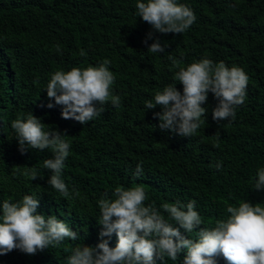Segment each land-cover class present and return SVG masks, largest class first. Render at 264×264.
Listing matches in <instances>:
<instances>
[{
	"label": "trees",
	"instance_id": "obj_1",
	"mask_svg": "<svg viewBox=\"0 0 264 264\" xmlns=\"http://www.w3.org/2000/svg\"><path fill=\"white\" fill-rule=\"evenodd\" d=\"M177 3L194 12L193 25L182 34L154 33L148 39L152 29L138 17L137 0H0V208L5 200L16 203L32 196L39 200L38 213L56 216L80 237L36 255L13 250L0 255V264H67L75 247H95L102 230L97 202L114 198L118 186L143 185L144 206L153 205L174 227L178 225L163 211L164 203L195 200L200 227L209 230L229 218L228 206L249 202L264 207V191L254 188L264 169V0ZM156 39L167 46L164 53L148 52ZM169 56L182 60L184 67L208 58L242 68L249 79L236 119L214 121L218 102L209 93L202 105L205 122L194 136L161 130L154 118L161 108L148 110L145 102L168 85L183 92L174 80L179 69L169 71ZM104 60L111 62V91L121 98L120 106L109 101L100 116L84 125L62 119V106L47 98L52 75L96 67ZM29 114L45 124L44 131H59L70 143L61 176L70 198L48 184L52 173L43 165L53 158L51 150H19L11 124ZM138 164L143 172L136 178ZM31 167L37 180L24 175ZM197 231L181 229V234L197 241ZM116 243L113 234L109 246ZM164 264H183V253L177 261L166 257ZM217 264L227 262L218 257Z\"/></svg>",
	"mask_w": 264,
	"mask_h": 264
},
{
	"label": "clouds",
	"instance_id": "obj_2",
	"mask_svg": "<svg viewBox=\"0 0 264 264\" xmlns=\"http://www.w3.org/2000/svg\"><path fill=\"white\" fill-rule=\"evenodd\" d=\"M137 15L151 26L148 39L154 33L182 34L196 21L194 12L177 0H137ZM147 44V40L145 41ZM159 39L148 46L150 53H164ZM60 50V46H56ZM83 54V53H82ZM183 55V54H181ZM169 71L179 69L174 80L183 86V92L176 85H168L157 92L153 99L145 102L148 110L161 108L154 113L160 121L159 128L181 137H192L205 122L209 93L217 104L212 111L216 122L236 119V109L245 103L248 76L237 66L229 68L224 62L214 63L208 58L193 62L187 67L182 60L168 57ZM109 60L96 67L86 69L73 67L70 71H56L47 85V98L55 105L62 106L61 117L74 120L82 125L100 116L109 101L119 107L121 98L113 95L111 86L115 76L109 70ZM99 105V107H97ZM49 103L47 107L53 108ZM41 120L33 114L26 119L17 118L11 127L17 134L21 154L29 149L51 150L53 158L44 161V168L52 173L48 184L65 198H70L67 185L61 178L65 160L69 156L70 143L59 131H44ZM65 135V134H64ZM215 146H219L217 143ZM215 167L219 170L221 163ZM138 164L135 177L142 174ZM24 175L34 181L39 178L34 167L27 168ZM254 188L264 191V169L257 173ZM79 196V193H75ZM114 198H101L97 204L101 212L99 225L100 242L95 246H77L68 257L67 264H164L167 257L177 261L183 253V264H217L223 257L227 264H264V207L241 202L238 207L228 206L231 215L227 220L216 221L213 229L201 228L203 221L195 209L196 201L187 205L164 203L162 209L169 214L172 223L153 205L144 206L148 198L143 185L127 190L116 187ZM39 200L25 195L20 202L5 200L0 208V255L19 250L27 255H36L49 246L60 247L66 240H77V232L56 216L38 213ZM186 209V210H185ZM194 230L197 241L181 234ZM115 234L117 243L110 247ZM108 237V239H104Z\"/></svg>",
	"mask_w": 264,
	"mask_h": 264
}]
</instances>
